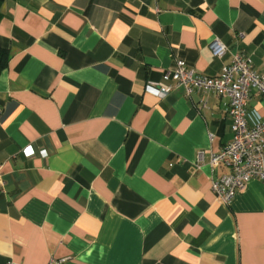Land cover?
<instances>
[{"label":"crops","instance_id":"0c3cea01","mask_svg":"<svg viewBox=\"0 0 264 264\" xmlns=\"http://www.w3.org/2000/svg\"><path fill=\"white\" fill-rule=\"evenodd\" d=\"M1 52L0 264H264V181L212 191L227 99L152 85L238 53L264 74V0H1Z\"/></svg>","mask_w":264,"mask_h":264},{"label":"built area","instance_id":"2783aa9c","mask_svg":"<svg viewBox=\"0 0 264 264\" xmlns=\"http://www.w3.org/2000/svg\"><path fill=\"white\" fill-rule=\"evenodd\" d=\"M209 49L219 59L228 52L226 45L217 39L211 42ZM152 85L159 88L162 98L170 94L174 87H181L188 98L195 92H215L227 99L226 111L232 118L233 137L221 151L212 153L210 162L211 167L224 165L230 169L227 175L212 183V191L218 200L227 205L251 180L264 181V116L250 113L248 109L253 91L264 95V74L256 71L250 58L235 54L217 77L199 75L189 70L184 61L177 60L174 68L163 75V82ZM1 115L0 104V118ZM0 185L5 186L2 165ZM61 263L63 261L51 260L49 264Z\"/></svg>","mask_w":264,"mask_h":264},{"label":"trees","instance_id":"16d2710c","mask_svg":"<svg viewBox=\"0 0 264 264\" xmlns=\"http://www.w3.org/2000/svg\"><path fill=\"white\" fill-rule=\"evenodd\" d=\"M1 2V0H0ZM8 53L7 52H1L0 53V71L5 69L8 63Z\"/></svg>","mask_w":264,"mask_h":264}]
</instances>
